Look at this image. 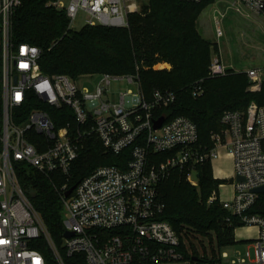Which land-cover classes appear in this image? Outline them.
<instances>
[{
    "label": "built area",
    "instance_id": "obj_1",
    "mask_svg": "<svg viewBox=\"0 0 264 264\" xmlns=\"http://www.w3.org/2000/svg\"><path fill=\"white\" fill-rule=\"evenodd\" d=\"M65 12L68 27L79 10L85 25L127 27L128 16L139 6L128 0H53ZM20 0H0V264H49L38 248L46 240L55 264H65L64 255L82 253L86 264H150L182 260L180 240L171 225L160 218L165 209L158 184L173 169L185 171L191 185L198 183L197 165L212 164L224 150L232 160L230 194L220 197V183L209 202L218 199L238 226L254 227L257 233L246 247L233 250L231 264H264V216L251 212L264 185V66L244 70L247 90L259 95L244 110H225L223 128L211 133L208 150L196 147L195 123L178 115L158 128L154 111L175 100L170 90L154 89L147 99L137 74L97 73L92 86L80 84L65 74L47 75L38 67L39 48L10 38L11 17ZM228 8L264 15V0H231ZM225 12H221V17ZM216 36L223 31L216 19ZM228 66L218 51L211 55L208 73L223 75ZM125 80L136 86L110 99L113 81ZM90 81V80H88ZM203 93L201 84L193 96ZM96 136L105 151L119 154L131 146L124 168L100 165L75 184L77 161L86 141ZM167 153V154H166ZM153 154H166L154 160ZM35 170L55 177L66 219L62 251L52 242L40 214L26 197L20 184L21 171ZM240 176L243 180H237ZM73 187L68 195L65 192ZM229 220L228 218H226ZM116 229V231H112ZM64 231V232H65ZM246 240V239H245ZM243 241V240H242ZM223 257H228L226 251Z\"/></svg>",
    "mask_w": 264,
    "mask_h": 264
},
{
    "label": "trees",
    "instance_id": "obj_2",
    "mask_svg": "<svg viewBox=\"0 0 264 264\" xmlns=\"http://www.w3.org/2000/svg\"><path fill=\"white\" fill-rule=\"evenodd\" d=\"M51 1L20 0L11 17V40L39 48L40 71L74 79L103 72L137 74L147 99L154 89L170 90L175 100L153 114L165 120L182 115L193 121L198 131L196 147L200 150L211 148V133L223 128L220 117L225 110H244L252 99L264 94V87L259 95L247 90L244 71L228 69L223 75H209L211 55L218 48L200 35L196 21L204 7L215 0H145L136 12L129 14L127 27L97 24L84 25L78 30L68 27L65 12ZM163 63L169 67L155 68ZM197 84H201L203 93L193 96L192 89ZM130 149L131 146L119 154L107 152L93 135L82 149L72 184L100 165L124 168ZM166 154L151 157L158 161ZM196 169V186L186 181L185 171L180 169H173L158 184L165 204L160 218L178 234L183 260L190 258L192 262L193 256L189 257L184 249L181 232L188 230L206 237L220 251L235 242L234 230L239 224L218 199L208 201L211 192L224 183L223 179L213 177L210 161H204ZM19 180L52 242L62 251L63 206L55 177L30 169L21 171ZM251 212L264 216V192L259 193ZM39 242L33 246L44 253L49 264H55L48 242L44 239ZM64 263L86 264L82 253L64 255Z\"/></svg>",
    "mask_w": 264,
    "mask_h": 264
},
{
    "label": "rangeland",
    "instance_id": "obj_3",
    "mask_svg": "<svg viewBox=\"0 0 264 264\" xmlns=\"http://www.w3.org/2000/svg\"><path fill=\"white\" fill-rule=\"evenodd\" d=\"M133 1L140 7L141 3L145 0H128V2ZM230 1L215 0L204 7L196 21L200 35L210 43L217 45L219 56L229 69L244 71L250 67L264 66V15H257L247 10H243V13L240 14L227 7ZM64 3L66 4L67 0H64ZM221 12H225L222 17L220 15ZM84 16V12L79 10L72 23L73 29L78 30L85 25ZM216 19L220 20V26L223 31L221 37L216 36ZM168 67L169 65L167 64L155 65L157 69ZM97 78V75L94 74L90 79L81 78L78 82L92 86V83ZM127 89L136 92V86L132 83H128L125 80L113 81L109 90L110 99L116 102L119 92L126 91ZM223 182L224 185L220 188V197L226 198L230 194L229 186L233 182V179H223ZM63 217L66 219L64 209ZM184 231L188 232V234L184 235ZM184 231L181 232V235L186 253L189 257H199V259H202L201 262H192L190 258L183 260V257L182 260L160 261L150 264H231L230 259L235 257L232 255L233 250L240 251L242 255L246 250H249L250 259L254 260L253 247H246V244L251 242L249 239L255 235L253 230H247L243 227L236 228L234 230L235 242L223 247L220 251L216 249L215 243H209L206 237H202L192 231ZM223 251H226L229 256L223 257Z\"/></svg>",
    "mask_w": 264,
    "mask_h": 264
},
{
    "label": "crops",
    "instance_id": "obj_4",
    "mask_svg": "<svg viewBox=\"0 0 264 264\" xmlns=\"http://www.w3.org/2000/svg\"><path fill=\"white\" fill-rule=\"evenodd\" d=\"M163 64H167V63H163ZM231 165H232V160L230 156L226 154L224 150H221L220 157L211 164L212 172L213 173L216 172L218 173V177L224 178L225 173L231 171ZM247 230H253V233H255V235L257 233V230L254 227L247 228Z\"/></svg>",
    "mask_w": 264,
    "mask_h": 264
},
{
    "label": "water",
    "instance_id": "obj_5",
    "mask_svg": "<svg viewBox=\"0 0 264 264\" xmlns=\"http://www.w3.org/2000/svg\"><path fill=\"white\" fill-rule=\"evenodd\" d=\"M164 117L163 116H160V117H158L157 119H155L154 121H153V127L154 128H158L161 124H162V122L164 121ZM236 179L237 180H243V178L242 177H240V176H237L236 177ZM72 188L73 187H70L66 192H65V195H68L70 192H71V190H72ZM253 191L254 192H257V193H263L264 192V185L263 186H259V187H255V188H253ZM73 233H72V231H65L64 232V236L65 237H69V236H71ZM199 258L197 257V256H193L192 257V260L193 261H197Z\"/></svg>",
    "mask_w": 264,
    "mask_h": 264
}]
</instances>
